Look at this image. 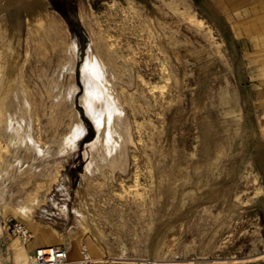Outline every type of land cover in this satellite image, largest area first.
<instances>
[{
    "label": "rangeland",
    "instance_id": "374dc122",
    "mask_svg": "<svg viewBox=\"0 0 264 264\" xmlns=\"http://www.w3.org/2000/svg\"><path fill=\"white\" fill-rule=\"evenodd\" d=\"M70 40L86 133L61 154L69 108H50L36 75L65 64ZM91 42L116 74L131 143L117 168L98 160L87 175L96 133L78 99ZM8 47L44 154L21 146L14 156L0 138V264H14L15 241L29 252L43 242L8 233L9 222L30 231L21 205L83 264H264V0H0V77Z\"/></svg>",
    "mask_w": 264,
    "mask_h": 264
},
{
    "label": "bare ground",
    "instance_id": "6f19581e",
    "mask_svg": "<svg viewBox=\"0 0 264 264\" xmlns=\"http://www.w3.org/2000/svg\"><path fill=\"white\" fill-rule=\"evenodd\" d=\"M11 3H14L11 2ZM41 4L37 3L35 8H41ZM188 23H196L201 26V19H196L194 15L187 17ZM7 60L4 74L0 77V138L6 136L7 150L14 152L16 155L18 149L23 146L27 151L29 148L35 151L38 160L44 154L32 142L30 136V122H31V104L22 84L19 81L20 71L17 67L19 59L17 50L8 47ZM65 64H55L51 73L48 68L42 66L40 73L36 78L44 77L45 82L40 79L41 83L47 86V92L50 94L51 107L58 108L63 104L69 108L71 122L68 127V134L60 140H55L56 152L66 153L67 151H74L77 147V142L83 138L86 133V128L76 109L73 106L75 95L79 88L75 82V60L77 55V45L73 40L68 41L65 47ZM103 56L99 51L95 50L93 42H91L85 52L83 62L79 67V79L82 85V94L78 99L79 105L82 107L85 116L91 122L96 137L93 141L87 144L90 152V161L84 167V173L92 175L94 172L100 171L101 165L96 162L105 164L112 170L119 166V159L125 155L124 150L127 143H131L128 136V127L124 118V110L119 104V98L114 89V82L117 77L112 67L105 64ZM143 82V81H142ZM68 112V113H69ZM116 136V137H115ZM29 142V144L27 143ZM28 144V145H27ZM23 149V148H22ZM25 151V152H26ZM103 154L100 158L99 152ZM121 161V160H120ZM19 162V161H18ZM17 162V163H18ZM16 163V164H17ZM11 165L5 164L1 172L7 174L8 168ZM81 183L85 179L81 175ZM37 201V200H36ZM55 208L61 213L65 214V205H58L52 203ZM19 213L29 221L28 229L32 232L31 238L39 237L42 239L41 246L44 247H59L65 248L61 245L62 240L48 239L42 235L41 231L34 228L31 219L32 207L30 205H21L17 207ZM28 231V232H30ZM14 264H32L31 252L15 241L14 245ZM67 257L68 251L66 250ZM123 256V255H122ZM119 257L107 261L103 258L90 260L91 264H119L113 260L125 261L124 264H129L126 258ZM254 258V257H253ZM69 259V257H68ZM88 260V258L84 259ZM133 261V260H132ZM151 262V261H150ZM85 261L81 260L80 254L75 252L73 258L68 260V264H83Z\"/></svg>",
    "mask_w": 264,
    "mask_h": 264
},
{
    "label": "built area",
    "instance_id": "2783aa9c",
    "mask_svg": "<svg viewBox=\"0 0 264 264\" xmlns=\"http://www.w3.org/2000/svg\"><path fill=\"white\" fill-rule=\"evenodd\" d=\"M8 233L18 238L23 244L29 243L31 234L26 227L19 222H9ZM32 264H68V257L64 248L35 246L31 252Z\"/></svg>",
    "mask_w": 264,
    "mask_h": 264
},
{
    "label": "crops",
    "instance_id": "0c3cea01",
    "mask_svg": "<svg viewBox=\"0 0 264 264\" xmlns=\"http://www.w3.org/2000/svg\"><path fill=\"white\" fill-rule=\"evenodd\" d=\"M39 247H43V246L40 245Z\"/></svg>",
    "mask_w": 264,
    "mask_h": 264
}]
</instances>
